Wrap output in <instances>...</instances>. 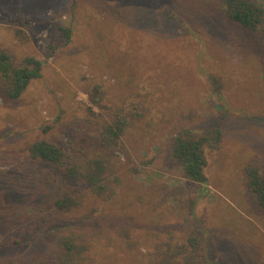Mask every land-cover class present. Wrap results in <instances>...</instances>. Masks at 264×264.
I'll return each instance as SVG.
<instances>
[{
  "label": "rangeland",
  "instance_id": "1",
  "mask_svg": "<svg viewBox=\"0 0 264 264\" xmlns=\"http://www.w3.org/2000/svg\"><path fill=\"white\" fill-rule=\"evenodd\" d=\"M210 1L0 0V51L15 66L43 63L19 100L0 87V264H33L63 241L89 246L80 264H147L191 232L209 264H264V209L247 172L264 173V41ZM118 111L130 120L115 151L122 186L97 212L89 203L60 215L52 204L66 186L29 158L30 145H94L102 119ZM216 125L222 144L206 153L207 183L189 182L170 141Z\"/></svg>",
  "mask_w": 264,
  "mask_h": 264
},
{
  "label": "trees",
  "instance_id": "2",
  "mask_svg": "<svg viewBox=\"0 0 264 264\" xmlns=\"http://www.w3.org/2000/svg\"><path fill=\"white\" fill-rule=\"evenodd\" d=\"M209 7L264 41V9L252 0H211ZM59 30L67 44L71 38L70 28L61 27ZM42 66L43 63L34 57H25L15 66L10 55L0 51V87L5 97L9 101L19 100L30 84L41 77ZM90 99L98 109L104 110L105 106H100L95 98ZM91 113L95 114L93 111ZM121 114L118 111L114 117L109 115L108 119H102L99 137L94 145L71 144L64 147L46 140H37L30 145L29 158L49 165L59 175L60 185L66 186L52 204L53 209L60 215L81 210L89 203L95 204L93 210L97 212L115 197L122 186L124 166L115 151L124 150L122 136L130 120ZM221 144L220 126L216 125L204 133L184 130L170 141L171 159L182 168L184 177L189 182L205 185L206 153L218 150ZM247 172L253 200L264 209V173H260L259 167L254 164L248 166ZM194 205L195 200L189 202L190 216L193 215ZM46 218H43L44 222ZM118 229L130 249L133 242L129 237L127 223L123 222ZM4 247L5 245L0 244V249ZM84 250H89V246L63 241L58 245L44 247L41 257L33 264H72L75 254L77 264H80ZM147 264L209 263L200 235L191 232L178 239L171 238L158 247Z\"/></svg>",
  "mask_w": 264,
  "mask_h": 264
}]
</instances>
